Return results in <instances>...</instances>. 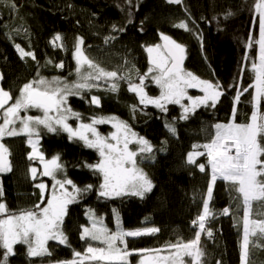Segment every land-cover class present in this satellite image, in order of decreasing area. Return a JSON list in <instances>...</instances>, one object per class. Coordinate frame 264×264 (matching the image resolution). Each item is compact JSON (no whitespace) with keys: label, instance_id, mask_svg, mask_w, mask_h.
Listing matches in <instances>:
<instances>
[{"label":"trees","instance_id":"1","mask_svg":"<svg viewBox=\"0 0 264 264\" xmlns=\"http://www.w3.org/2000/svg\"><path fill=\"white\" fill-rule=\"evenodd\" d=\"M15 3L16 10L10 9L6 2L0 3L1 87L10 91L14 98L25 83L38 78V73L49 80L60 77L74 81L73 50L77 37H83L86 54L102 67L131 75L133 82H138L137 70L143 74L149 67L145 47L160 43L161 33L185 46L184 68L187 71L201 79L219 82L224 95L215 108L201 106L190 113L187 120L180 119L182 109L179 105H168L167 112L139 105L138 98L128 91L125 81H120L118 93L106 91L107 85L101 82L100 89L83 93V99L70 96L68 104L82 114L83 122H90L93 116H111L107 109L110 106L112 114L127 121L133 131L149 140L153 145L150 155L154 158L137 159L152 180L153 190L143 199L99 197L96 189L101 177L83 167L85 162L97 163L98 153L84 147L82 142L70 141L67 133H48L42 129L39 147L46 158L59 154L67 178L80 187L91 184L94 190L69 206L63 230L70 247L53 241L48 244L51 256L30 258L25 245H16V254L9 257L8 264H56L73 259L74 250L83 253L87 243L80 239V233L82 225L90 226L86 215L89 209L102 217L113 231L116 229L113 209L119 213L126 230L160 229L151 236L127 238L130 249H157L180 239H193L196 230L191 227V222L202 212L211 169L204 158H199L197 165H206L205 172H200L197 165L187 163V154L194 144L210 142L215 124L228 123L232 119L237 89L242 90L252 83L251 64L258 58V45L254 41L259 38V23L254 16L255 0H183L182 4H170L168 0H132L131 4L128 0H15ZM229 12L231 15H227ZM181 21L188 24L189 31L174 27ZM113 25L123 31H113ZM56 34L63 37L64 48L53 47L51 41ZM250 36L253 38L251 49L247 47ZM107 37L115 38L105 43ZM17 44L33 52L36 60L31 57L22 60L15 47ZM246 55L248 60L244 59ZM61 62L64 63L62 69L56 66ZM145 83L150 96L159 95V88L151 80ZM253 94L254 91L249 89L235 105L236 123L249 122ZM92 95L100 97L99 107L88 102ZM133 104L139 109L135 114L130 107ZM166 122L174 123L175 136L168 132ZM69 123L76 126L79 122L70 119ZM99 130L103 134L111 131L109 126ZM8 144L13 147L10 157L13 170L0 173L4 193L0 202L6 203L11 212L18 213L40 203V191L35 187L38 182L32 180L29 173V168L37 164L27 158L31 148L26 138H11ZM44 182L50 184V180ZM238 199L228 182L216 181L210 209L216 217L220 216L211 225L218 233L213 244L209 243V238L202 241L204 245L208 242L213 264H241L243 228L238 227ZM224 208L229 209L228 215L222 214ZM262 243L263 247L258 246L249 264H264V241ZM3 251L0 249V257ZM139 258V255H133L129 259L131 264H137Z\"/></svg>","mask_w":264,"mask_h":264},{"label":"snow or ice","instance_id":"2","mask_svg":"<svg viewBox=\"0 0 264 264\" xmlns=\"http://www.w3.org/2000/svg\"><path fill=\"white\" fill-rule=\"evenodd\" d=\"M5 2L10 9H17L15 0H0V3ZM128 3L131 4L132 0H128ZM168 3L182 4L183 0H168ZM254 10L259 19V38L254 41L258 45V58L251 64L252 83L247 88L237 89L232 119L228 123L215 124V132L210 142L194 144L193 150L187 154V163L190 165H197V158L206 156L207 165L211 169L202 212L191 222L193 228L197 229L194 238L170 242L163 248L130 249L127 238L151 236L160 229L144 227L126 230L121 224L119 213L113 209L116 222V229L113 231L105 225L102 217H97L89 209L86 215L90 226L82 225L80 233V239L87 243L85 251L81 253L74 250L73 259L57 261L56 264H131L129 258L133 255L140 256L138 264H204L205 252L201 248V234L206 233L208 237L213 235L212 230L206 228V223L209 218L214 217L210 202L213 199V186L218 179L232 186L243 205L240 261L241 264H249L250 245L260 246L257 242L264 240V218H253L252 211L254 203L264 207V113L261 112L264 101V0H255ZM112 27L113 31H123L116 25ZM174 27L189 31L188 24L184 21ZM114 38H105V43ZM160 40L162 43L145 47L149 67L143 74L137 70L138 82H133L131 75H123L102 67L86 54L83 37H77L73 50L76 64L74 81L68 82L60 77L49 80L38 73V78L25 83L15 98L10 91L0 87V173L13 170L11 152L3 142L4 139L26 136L31 148L27 158L30 161H39L41 166L29 168L32 180L40 177H49L52 180L50 190L44 182L35 184L40 191V203L32 209L11 212L6 203L0 202V249L4 250L0 264H8L9 257L16 254V245H25L30 258L51 256L49 241H57L70 247L68 236L63 230L69 206L78 203L85 194L94 190L91 184L80 187L67 178L65 165L59 154L50 159L46 158L39 147L42 129L48 133H67L70 141L82 142L84 147L98 153L97 163L85 162L83 167L101 177L96 189L99 197L114 199L134 196L143 199L153 190L152 180L139 166L137 159L154 158L150 155L153 145L149 140L139 136L127 121L116 116H93L90 122H83L82 114L69 106L70 96H80L83 99V93H90L92 89H100L103 85H107L106 91L118 93L120 81H125L128 91L138 98L139 105L145 108L152 105L161 112H167L168 105H179L182 109V120H187L189 114L201 106L215 108L224 95L220 83L201 79L184 68L186 48L183 44L163 33L160 34ZM62 41L63 37L56 34L51 43L53 47L64 48ZM15 47L22 60L26 57L36 60L33 52L26 51L19 44ZM247 47H253L251 36ZM244 59L248 60V56ZM56 66L62 69L64 63ZM243 71L244 69L241 70V75ZM2 79L3 75L0 74V80ZM146 80H151L159 88L158 96L148 95L145 90ZM189 89H198L203 95H189ZM249 89L254 91L250 120L247 123H236L235 105L239 104L241 96ZM88 102L99 107L101 100L100 97L92 95ZM130 107L133 114L139 110L136 104ZM30 109H37L42 115H21ZM70 119L79 122L76 127L69 123ZM101 124H111L114 131L107 136L101 134L97 128ZM165 127L170 134L176 135L174 123L166 122ZM133 144L137 146L135 150L130 147ZM197 166L200 172H205L204 163ZM61 175L63 178H58ZM3 194V187L0 185V197ZM222 214L228 215L229 209L224 208ZM257 215L264 216V212Z\"/></svg>","mask_w":264,"mask_h":264},{"label":"rangeland","instance_id":"3","mask_svg":"<svg viewBox=\"0 0 264 264\" xmlns=\"http://www.w3.org/2000/svg\"><path fill=\"white\" fill-rule=\"evenodd\" d=\"M254 16H255V18H257L258 19V15H257V13L255 12V10H254ZM258 23H259V19L258 20H256ZM161 43V42H160ZM132 73H134V70L131 72V74ZM0 74H1V71H0ZM155 84V83H154ZM0 87H1V80H0ZM188 92H189V95H192V96H201V95H203V93H201L198 89H189L188 90ZM149 95V94H148ZM11 103V102H10ZM184 103H187V101H184ZM149 106H152V105H149ZM102 107H107V106H105V105H102ZM154 107V106H153ZM111 107L110 106H108V110H109V114L112 116V113H111V109H110ZM262 113H264V111H262ZM21 115H33V116H36V115H42V113L39 111V110H37V109H30V110H28V112L27 113H24V112H22L21 113ZM54 115V114H53ZM73 127H76L77 126V124H76V126H74V125H72ZM102 126H109V128L111 129V131L109 132V133H111L112 131H114V129L112 128V126H111V124H101V125H97V128H98V130H99V128L100 127H102ZM100 131V130H99ZM108 133V134H109ZM101 134H103V133H101ZM108 134H103V135H105V136H107ZM17 137H24V138H26V140H27V137L26 136H17ZM11 138H15V137H6L5 139H4V141L6 142V146L9 148V150H10V152H11V150H13V147H11V146H9V144H8V140L9 139H11ZM130 147H132L133 148V150H135L136 149V145L135 144H133V145H130ZM200 151H203V149H199ZM199 158H204L205 160H206V164H207V157L206 156H202V157H199ZM199 158H197V159H199ZM33 163L34 164H37L35 167H37V168H40L41 166H40V164H39V161H33ZM48 180H50V184H48L47 182H44V181H48ZM38 183H40V182H44V183H46L48 186H49V190L51 189V184H52V180L49 178V177H40L39 179H37L36 180ZM211 203V202H210ZM236 206L239 208V210H238V213H239V215H238V227H242L243 228V205H242V203H241V201H240V199H238L237 200V202H236ZM241 208H242V210H241ZM253 218H255V219H260V218H264V216H260V215H257V213H261V212H264V207H261V206H259V205H256L255 203H254V205H253ZM211 222V221H210ZM205 236L206 237H208L207 236V234H205ZM211 239V242H210V240H209V243H211V244H213V242H215L214 241V239L213 238H210ZM262 241H264V240H261V241H258L257 243H258V245H260L259 247L260 248H262L263 247V243H262ZM204 242V241H203ZM202 243V240H201V248L204 250V252H205V256L203 257V261H204V264H213V262H214V258H213V255L211 254V250L207 247L208 246V242H207V244L205 243V245ZM259 247L258 246H253V245H250V254H249V263L251 262V260H252V257H253V255H255V253L258 251V249H259ZM214 251V250H213ZM163 254H167V253H163ZM140 259V258H139ZM186 259H188V258H186ZM139 261V260H138ZM138 264V263H137Z\"/></svg>","mask_w":264,"mask_h":264},{"label":"bare ground","instance_id":"4","mask_svg":"<svg viewBox=\"0 0 264 264\" xmlns=\"http://www.w3.org/2000/svg\"><path fill=\"white\" fill-rule=\"evenodd\" d=\"M112 116H115L114 114H112ZM117 117V116H116ZM5 144H6V142L5 141H3ZM28 144V143H27ZM29 146V145H28ZM30 147V146H29ZM210 167V166H209ZM218 180H220V179H218ZM223 181V180H222ZM214 213V212H213ZM217 219H220V216H218V217H216V214L214 213V217L213 218H209V220L207 221V223H206V228H210L211 230H212V232H213V235H212V237H206L205 236V234L206 233H202L201 234V240L203 241L204 240V238H213V239H215L216 238V234L218 233V231H214L213 229H212V227H211V225H213V223L214 222H216V221H214V220H217ZM211 221V222H210ZM191 227L193 228V226H192V224H191ZM194 229V228H193ZM194 230H197V229H194ZM50 242H53V241H49V243Z\"/></svg>","mask_w":264,"mask_h":264},{"label":"water","instance_id":"5","mask_svg":"<svg viewBox=\"0 0 264 264\" xmlns=\"http://www.w3.org/2000/svg\"><path fill=\"white\" fill-rule=\"evenodd\" d=\"M161 43H162V41H161ZM11 159V158H10Z\"/></svg>","mask_w":264,"mask_h":264}]
</instances>
